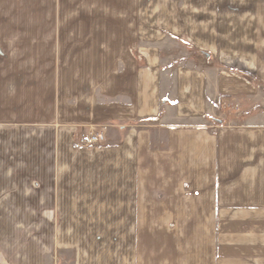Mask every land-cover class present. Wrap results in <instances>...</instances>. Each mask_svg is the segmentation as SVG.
<instances>
[{
	"label": "crops",
	"instance_id": "obj_1",
	"mask_svg": "<svg viewBox=\"0 0 264 264\" xmlns=\"http://www.w3.org/2000/svg\"><path fill=\"white\" fill-rule=\"evenodd\" d=\"M256 104L264 0H0V264H264Z\"/></svg>",
	"mask_w": 264,
	"mask_h": 264
},
{
	"label": "rangeland",
	"instance_id": "obj_2",
	"mask_svg": "<svg viewBox=\"0 0 264 264\" xmlns=\"http://www.w3.org/2000/svg\"><path fill=\"white\" fill-rule=\"evenodd\" d=\"M187 54L189 55V60L193 61L194 63L205 66L208 65L207 61H205L202 57L196 56L197 54L188 51ZM229 111V120H234L236 124H244L249 121L256 119L257 124L263 125L264 124V107L263 104H256L249 109V111L244 112L243 114L238 111V109L234 107H230Z\"/></svg>",
	"mask_w": 264,
	"mask_h": 264
},
{
	"label": "built area",
	"instance_id": "obj_3",
	"mask_svg": "<svg viewBox=\"0 0 264 264\" xmlns=\"http://www.w3.org/2000/svg\"><path fill=\"white\" fill-rule=\"evenodd\" d=\"M105 141V132L103 127L93 128V132L82 138L79 143H75L76 147L100 146Z\"/></svg>",
	"mask_w": 264,
	"mask_h": 264
}]
</instances>
